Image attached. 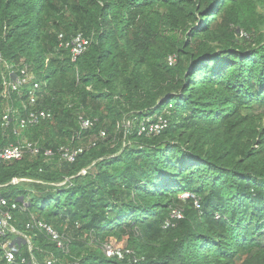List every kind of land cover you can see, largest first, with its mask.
Here are the masks:
<instances>
[{
	"label": "trees",
	"instance_id": "1",
	"mask_svg": "<svg viewBox=\"0 0 264 264\" xmlns=\"http://www.w3.org/2000/svg\"><path fill=\"white\" fill-rule=\"evenodd\" d=\"M79 34L90 45L73 61L60 36ZM0 55V150H40L0 165V197L32 245L21 258L264 264V0H0ZM10 66L34 80L12 92ZM33 110L51 118L20 130ZM159 119L161 134H139ZM80 146L75 163L60 157ZM33 218L66 249L27 229ZM16 238H0V264ZM112 238L133 254L107 258Z\"/></svg>",
	"mask_w": 264,
	"mask_h": 264
},
{
	"label": "built area",
	"instance_id": "2",
	"mask_svg": "<svg viewBox=\"0 0 264 264\" xmlns=\"http://www.w3.org/2000/svg\"><path fill=\"white\" fill-rule=\"evenodd\" d=\"M63 37L60 36V40H62L61 48L68 49L71 52V57L73 61H76L79 57H81L87 50L90 45V40L84 38L82 34L77 35L71 41H64ZM0 61L1 55H0ZM175 59L170 58V65L174 64ZM8 74L11 75L12 80H8V78L4 77V83L9 86L12 92H18L23 87L28 86V84L34 80V76L27 72V68H23L19 75L16 74L15 69L13 67H7ZM39 83H35L33 89L29 92L30 105L36 106V98L35 93L39 90ZM51 114L46 111H31L26 119L20 121V130H24L29 126H34L40 123L43 120L50 119ZM4 122L6 126L8 125V117H5ZM81 129L89 130L93 126V122L90 119L80 118ZM167 122L163 119H159L156 123H151L150 121H146L140 124L139 126V134H144L147 136H155L161 134L167 128ZM130 129V124L127 126ZM16 134H19L16 132ZM100 137L104 138L105 133L101 132ZM96 144L93 143L94 147ZM88 148L83 146L70 148V147H62L59 151L60 157L69 163H75L77 159L85 153ZM39 148H37L33 143L28 140H22L17 142L16 144H11L4 149L0 150V165L7 162H15L21 161L25 158L27 154L37 155L39 153ZM47 156L51 155L50 151L46 152ZM85 173V172H83ZM19 183V180H14L13 184ZM18 206L16 204H12L10 206L9 202L6 199L0 197V238L6 237L8 234H13L17 238L15 241H7L2 246L3 249V260L6 261V264H40L37 262L33 256H31L30 260L25 258H21L19 256L20 251V243H25L29 247V251L32 254V245L29 238L25 235L19 233L16 228L13 226V216L12 211L17 210ZM172 220H179L183 218V213L179 210H173L171 213ZM171 222L167 223V226H170ZM27 229H39L48 233L51 237V240L57 244V247L61 250H65L64 238L61 237L57 232L53 231L51 227L47 226L43 222L36 221L33 218L31 223L26 225ZM103 252L105 256L109 259H117L123 260L125 255H132L133 252L123 247H115L112 244H106L103 247ZM138 262L137 259H131L130 264H136ZM45 264H54V261L49 259Z\"/></svg>",
	"mask_w": 264,
	"mask_h": 264
},
{
	"label": "rangeland",
	"instance_id": "3",
	"mask_svg": "<svg viewBox=\"0 0 264 264\" xmlns=\"http://www.w3.org/2000/svg\"><path fill=\"white\" fill-rule=\"evenodd\" d=\"M110 244L114 245L115 247H126L127 246V239H123L121 241H118L114 238H112L110 241H109Z\"/></svg>",
	"mask_w": 264,
	"mask_h": 264
}]
</instances>
